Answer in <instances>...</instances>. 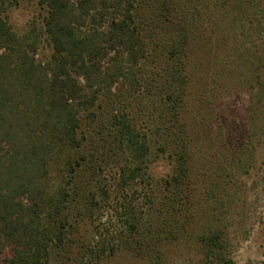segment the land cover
Wrapping results in <instances>:
<instances>
[{
	"label": "trees",
	"instance_id": "trees-1",
	"mask_svg": "<svg viewBox=\"0 0 264 264\" xmlns=\"http://www.w3.org/2000/svg\"><path fill=\"white\" fill-rule=\"evenodd\" d=\"M17 1L0 0V264H85L82 251L62 255L80 192L110 159L120 188L149 185L150 163L160 157L171 172L147 198L153 220L139 233L132 226L138 236L123 245L150 255L184 239L202 264H234L220 209L237 197L225 183L253 165V130L233 128L231 117L197 121L186 106L205 25L223 45L248 29L261 36L264 0H37L40 25L22 34L6 18ZM43 44L50 54L40 59ZM250 74L264 101V84ZM203 147L207 162L214 147L221 159L218 180L201 192ZM202 194L214 211L197 231L192 202ZM94 249L87 251L97 259L106 251L103 242Z\"/></svg>",
	"mask_w": 264,
	"mask_h": 264
},
{
	"label": "rangeland",
	"instance_id": "rangeland-1",
	"mask_svg": "<svg viewBox=\"0 0 264 264\" xmlns=\"http://www.w3.org/2000/svg\"><path fill=\"white\" fill-rule=\"evenodd\" d=\"M43 15L37 0H18L17 5L6 13V18L12 29L22 34L30 29L33 22L39 26ZM205 26L206 41L200 43L201 48L196 51L193 64H198L199 70L195 73L194 85L189 88L186 108L190 117H196L197 121L204 115L208 119L212 114L213 120L222 124V118L231 117L233 128L243 124L253 130V165L247 175L225 183V190L236 192L237 197L230 203L226 200L220 211L225 219L234 264H264V101H257L259 83L251 80L250 74L251 69L256 71L259 82L264 84V32L260 36L248 29L243 36L237 34L236 40V35L230 33L229 42L223 45L221 33L216 29L213 32L208 24ZM49 54L50 49L43 44L38 57L45 59ZM254 60L258 65L250 66ZM118 91L115 89L112 93ZM130 111L135 114L134 110ZM135 116L139 123L140 117ZM140 127L146 128L142 121ZM206 150L203 147L196 152L199 165L196 179L200 191L205 190L209 181L218 180L216 164L217 159H221L220 153L214 147L210 155L213 162L209 163ZM57 170L55 167L54 171ZM170 172L171 165L167 160L163 157L153 159L149 166V185L137 186V190L122 189L118 185L116 162L113 159L106 161L88 190L93 192V198L87 190L80 192L74 211L76 216H72V229L62 255L74 257L82 251L85 264H202L194 242L184 239L164 242L157 252H150V255L123 245L124 240L137 237L144 225L153 220L147 198L159 193L160 185ZM84 188L88 189V184ZM192 203L193 228L199 231L207 222L205 211L207 214L214 209L204 196L193 199ZM132 226L138 228V233L135 231L131 235ZM98 242H103L106 250L103 254L99 252V259L87 251L88 248L94 249Z\"/></svg>",
	"mask_w": 264,
	"mask_h": 264
}]
</instances>
